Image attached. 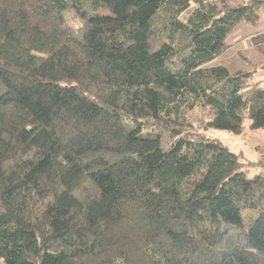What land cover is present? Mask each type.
I'll return each instance as SVG.
<instances>
[{
	"label": "trees",
	"instance_id": "16d2710c",
	"mask_svg": "<svg viewBox=\"0 0 264 264\" xmlns=\"http://www.w3.org/2000/svg\"><path fill=\"white\" fill-rule=\"evenodd\" d=\"M264 0H0V264H264V173L186 114L264 127L207 65Z\"/></svg>",
	"mask_w": 264,
	"mask_h": 264
},
{
	"label": "rangeland",
	"instance_id": "374dc122",
	"mask_svg": "<svg viewBox=\"0 0 264 264\" xmlns=\"http://www.w3.org/2000/svg\"><path fill=\"white\" fill-rule=\"evenodd\" d=\"M243 0H231L232 3ZM224 64L230 71H252V81L264 87V5L259 9L255 22H243L226 38L224 50L207 65ZM208 112L195 107L186 114L190 126L182 129V135L196 139L206 137L219 141L237 154L241 169L252 177L264 173V127L251 129L248 121L239 134L206 128Z\"/></svg>",
	"mask_w": 264,
	"mask_h": 264
}]
</instances>
